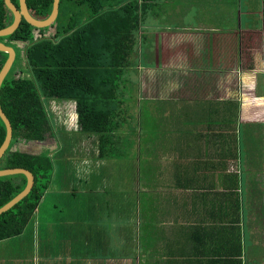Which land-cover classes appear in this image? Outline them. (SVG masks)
<instances>
[{
  "label": "crops",
  "instance_id": "obj_1",
  "mask_svg": "<svg viewBox=\"0 0 264 264\" xmlns=\"http://www.w3.org/2000/svg\"><path fill=\"white\" fill-rule=\"evenodd\" d=\"M195 2L150 0L117 76L87 71L101 92L117 80L114 149L135 163L100 158L104 134L83 131L77 100L44 93L53 134L10 151L58 165L36 213L0 241V264H264V0L245 21L235 0ZM155 98L176 107L163 114L171 129L142 132ZM64 113L72 126L58 132Z\"/></svg>",
  "mask_w": 264,
  "mask_h": 264
},
{
  "label": "trees",
  "instance_id": "obj_2",
  "mask_svg": "<svg viewBox=\"0 0 264 264\" xmlns=\"http://www.w3.org/2000/svg\"><path fill=\"white\" fill-rule=\"evenodd\" d=\"M13 1L19 6V0ZM149 1L61 0L58 19L50 27L35 28L23 20L13 35L0 38L15 45H25V67L30 71L28 75L11 78L8 75L2 87V105L13 126L12 142L45 141L49 134H53L54 127L42 89L50 97L77 100L83 131L104 134L100 158L135 163L129 154H117L114 149L116 125L112 124V115L120 102L115 89L117 80L111 74V89L101 92L93 81L96 77H91L87 71L95 74V69L109 66L117 76V67L123 65L121 56L129 55L128 50H132L135 33L139 31ZM53 3L54 0H27L30 13L39 20L51 15ZM13 23L14 15L6 1L0 0V30ZM51 28L54 32L46 35ZM112 40L117 43L111 46ZM0 55L5 56L0 62L1 72L9 55ZM101 55L108 60H98ZM104 98L103 105L101 100ZM6 137L7 125L0 115V148ZM2 162L6 169L29 170L35 177V184L27 197L0 217V241L15 234L12 232L15 227L19 233L36 213L39 201L52 182L55 165L47 155L12 152L10 148ZM26 185L25 175L0 178V209ZM130 193L133 196L134 192Z\"/></svg>",
  "mask_w": 264,
  "mask_h": 264
},
{
  "label": "rangeland",
  "instance_id": "obj_3",
  "mask_svg": "<svg viewBox=\"0 0 264 264\" xmlns=\"http://www.w3.org/2000/svg\"><path fill=\"white\" fill-rule=\"evenodd\" d=\"M235 1H236V7L241 10L240 12L242 13L243 21H245V19H246L245 13H249L251 10H253V8H254L253 1L254 0H235ZM204 4H205V0H196L194 7L195 8H203ZM230 5H231V3H230ZM172 7L174 8V7H176V5L175 6L172 5ZM231 7H232V5H231ZM232 9H233V7H232ZM220 16H221L222 20L225 17V15H223L222 13H220ZM236 16H237V14H236ZM249 18H250V15H248V19ZM153 24L154 25L157 24L159 27L161 26V24L158 22H155ZM171 28H174L175 30H179L180 27L173 25ZM53 29L54 28L49 29L45 34L46 35L52 34L54 32ZM172 45H173V42L170 40L168 43V46H165V47H171ZM180 45H181V42L177 41V46L180 47ZM13 48L16 51L17 60H16L14 66H13V68L9 74V77L11 78L14 75L21 76L23 74H26V75L30 74V71L25 67V61H24L25 45H23L21 43H18V45L13 44ZM0 57L4 58L5 56L0 55ZM171 62L172 63H170V66H172L174 68L187 69L189 67V66H187V62H182V64H178L177 61H171ZM157 64H159V63H157ZM173 64H175V65H173ZM159 65L167 66V63H162ZM127 88H129V89H127V92H126L127 99L137 101V99L140 97V95H139L138 90L135 89L136 88L135 84L129 85ZM41 93L43 95V99L45 101V104L49 105V103H51V100L48 99V97L44 94L42 89H41ZM139 99H141V97ZM153 100L154 101H151L149 104H148V101H143V106H141V110H142V114L144 116V122L142 124V129H140V126L138 129L142 130V132H160V133L165 131V130H170L171 128H170L169 123H168V118L163 116V114L166 110H171V109L175 110L176 107H173L169 101H163V100H160L158 98H155ZM129 102H131V101H129ZM129 104H131V103H126L125 106H126V110L128 111L127 116H129L131 119V117H133L135 115V112L133 111V106H129ZM146 104H148V106H151V107L148 108V106H145ZM149 109L151 111H148ZM64 110H66L68 112V114H70L71 112H74V107L72 106L71 110H69V111L67 110V107H64V109L59 107V110H57V113L63 112ZM67 118H69V116H67V114L64 113V120L59 119L57 121L58 125L55 124V128L58 132L63 131V130H69L70 126H72V123ZM167 125H168V127H167ZM60 128H62V129H60ZM59 134H61V133H59ZM154 139H155V142H157V144L159 146V144H160L159 139L158 138H154ZM27 145L28 144L24 142V143H20V145L18 147L20 148V147L25 146L27 148ZM29 147H28V149H29ZM36 147L37 146H35L33 149L35 152L38 150V149H36ZM159 147H160L161 151H163V148L161 146H159ZM30 148H32V146ZM55 158L57 159L58 155ZM2 164H3V162H2ZM55 165H58V162H55ZM91 169L92 168H89L88 171H91Z\"/></svg>",
  "mask_w": 264,
  "mask_h": 264
},
{
  "label": "water",
  "instance_id": "obj_4",
  "mask_svg": "<svg viewBox=\"0 0 264 264\" xmlns=\"http://www.w3.org/2000/svg\"><path fill=\"white\" fill-rule=\"evenodd\" d=\"M5 1L8 8L14 14V23L6 29L0 30V38H6L13 35L14 32L21 25L23 20H25L28 24H30L35 28L43 29L53 25L59 16L61 0H54L52 13L47 19L44 20H39L30 13L27 0H19V6L15 5L13 0H5ZM0 53L9 55L6 64L4 65L3 69L0 72V115L2 116L3 120L7 125V137L5 139L3 146L0 148V161H1V159H3L7 154V152L9 151L13 138V126L8 114L5 112L3 108L2 100H1V92L5 80L10 74L15 64V61L17 59V54L12 45H8L6 42L1 40H0ZM12 175H25L27 178V185L22 192H20L17 196H15L4 207L0 209V217L9 210H11L13 207H15L25 197H27L29 193L32 191L35 184V177L33 173L27 169L15 168V169L0 170V178L12 176Z\"/></svg>",
  "mask_w": 264,
  "mask_h": 264
}]
</instances>
